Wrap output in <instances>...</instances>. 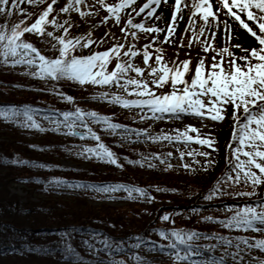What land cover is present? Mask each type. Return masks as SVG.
<instances>
[{
	"label": "trees",
	"instance_id": "1",
	"mask_svg": "<svg viewBox=\"0 0 264 264\" xmlns=\"http://www.w3.org/2000/svg\"><path fill=\"white\" fill-rule=\"evenodd\" d=\"M24 18L19 13L11 17L0 15V23L7 22L11 26ZM25 39L46 52L48 57L53 53L52 48L46 46L49 38L26 34ZM28 71L25 65L12 67L0 63V111L9 113L7 118L0 117V264H176L174 253L177 249L167 247L170 242H175L171 236L173 231L198 233V237L190 242L192 250L207 249L220 257L225 255L224 245L217 239L220 236L233 241L237 236L250 240L264 238L260 232L224 228L220 223L245 205L260 204L264 194L258 203L250 200L261 194L264 185L251 197L235 195L239 191H251L249 186L222 185L224 194L205 199L216 181L230 171L222 151L205 149L215 161L206 171L203 168L205 158L199 160L200 164L193 165L194 170L168 167L169 147L165 142L136 144L120 138L119 132L134 124V119L123 113L120 106L119 112H97L111 117L113 123L125 126L115 133L90 119L88 123L123 167L99 162L94 157H82L78 153L96 141L89 136L67 140L55 134L50 120L64 118V112H74L77 108L62 98L57 99L56 91L72 96L76 101L96 97L100 92L121 91L80 86L67 80H42L27 75ZM231 109L229 106L228 110ZM25 112L44 131L26 127ZM168 131L166 128L159 130L160 133ZM215 147H218L217 142ZM66 156L74 161V166L61 163ZM156 156L165 159L166 163H161ZM13 159L28 163H12ZM130 160L143 163H128ZM82 161L88 163L87 167H79ZM149 164L154 166L149 167ZM14 184L20 185L25 191L24 196L11 191ZM116 185L143 188L148 196L139 197L133 193L137 198L129 199L124 190L109 193L97 190ZM236 200L240 202L235 203ZM211 202L223 204L204 205ZM185 205L189 206L184 208ZM165 215L168 220L162 219ZM161 231L167 238L160 235ZM178 250L183 253L186 246L179 244ZM229 251L235 249L229 248ZM225 259L232 262L230 256ZM192 261L195 264L212 262L198 254L180 264H191Z\"/></svg>",
	"mask_w": 264,
	"mask_h": 264
},
{
	"label": "snow or ice",
	"instance_id": "2",
	"mask_svg": "<svg viewBox=\"0 0 264 264\" xmlns=\"http://www.w3.org/2000/svg\"><path fill=\"white\" fill-rule=\"evenodd\" d=\"M58 0H0V15L11 17L16 13L24 16L18 22L9 24L0 23V63L15 67L25 65L30 71L26 74L42 80L60 81L67 80L80 86L92 85L100 87H115L121 92H100L95 99L107 100L109 103L119 105L123 108H139L147 110L141 119H163L165 114L179 117L181 114L194 116L200 120L212 122H223L227 117V109L232 108L233 127L231 139L227 145L230 151L228 163L230 171L224 177L218 179L210 194L205 197L211 200L214 196L224 194L222 185H245L251 191H239L235 195L242 197L255 196L257 189L264 185V0H174L171 5L170 20L166 21V27L157 24H147L146 21H160L161 15L158 9L162 4H168L169 0H95L101 9L106 12L101 23L114 22L119 26L122 37L105 33L116 41L103 51H95L89 55H77L78 48L89 49L93 45L103 44L102 38L97 41L93 39L92 32L84 35L70 37L69 30L72 27L70 20L62 23L58 20L59 13H77L79 17H88L98 14L91 9L93 4L86 0H66L64 5L56 12L54 5ZM46 5L36 16L33 22L28 23L33 13L26 12L23 4ZM84 8L90 9L84 11ZM190 12L188 16V27L186 32L191 31L192 36L188 39L189 48L194 43H199L204 53L214 52L211 64H206V58L201 57L191 68L192 61L184 59L167 62L163 48L155 47L158 34L164 33L163 44H175L177 24L183 18V9ZM55 13V14H54ZM221 16L227 19H221ZM136 17H142L136 22ZM197 20L201 23L198 25ZM234 22V23H233ZM223 26L226 45L216 47L215 40L218 33L209 28ZM49 26L54 30H61V35H55V31L48 30ZM250 36L257 46L251 49L242 47L239 43H232L240 35ZM139 33L151 37V42L137 48L135 43H126L129 38L138 40ZM26 34H34L39 38H51L55 43L52 47L57 49V54L50 58L44 54L30 41L25 39ZM203 37V39H201ZM121 39L125 43L119 42ZM184 37L180 38V46L183 47ZM233 49H239L243 54L236 56ZM143 59L144 67L138 66L134 60L138 57ZM114 63V67L110 65ZM191 76L189 80L188 77ZM171 86L170 92L159 93L158 90ZM56 95L71 102L72 96L56 91ZM147 113L151 115L148 116ZM28 123L26 127L44 131L31 115L24 113ZM7 111H0V117L7 118ZM64 120L56 122L53 131H59L61 124L67 129L68 135H77L75 129L83 127L84 135L96 141L94 147H84L79 155L87 158H95L117 167H123L116 154L102 141L100 136L89 127L88 120L101 124L105 129L113 133L125 126L113 123L111 117L100 115L95 111H84L76 108L74 112H64ZM79 122V123H77ZM194 133L195 135H192ZM153 142L167 141L169 143H182L187 151H180L181 160L185 156L191 157L195 164H200L196 157H204L203 168L206 171L215 161L210 159L208 151L192 149V143L206 146L216 151V140L211 134H203L194 126H186L184 130H176L175 134L161 132L158 135L143 133ZM141 135L137 132V136ZM83 138V135L81 136ZM168 157L172 153H167ZM161 163L166 160L156 156ZM12 163H28V161H17ZM128 163L142 164L143 161H128ZM149 167L154 165L149 164ZM187 170L192 169L191 164L182 165ZM172 167V165H168ZM70 187H85L82 185H69ZM92 187V186H86ZM105 193L124 190L129 199H136L133 193L139 197H147L145 189L128 186H104L97 189ZM161 190V189H158ZM151 199V197H149ZM163 220H168L165 215ZM206 219L211 220V217ZM220 223L224 228L252 230L264 232V200L258 205H245L233 212L226 220ZM160 235L167 238L164 232ZM198 233L191 232L182 234L173 231L171 236L175 242H170L167 247L177 249L174 253L176 264L190 261L198 252L192 250L190 243L198 237ZM225 248V255L213 260L211 264H225V256H230L232 264H264V259L251 256L253 250L264 253V238L249 239L237 236L235 240L224 236L217 238ZM183 244L186 250L181 253L178 245ZM163 248V246H161ZM229 248L235 251H229ZM123 264V262H118ZM191 264H195L192 261Z\"/></svg>",
	"mask_w": 264,
	"mask_h": 264
},
{
	"label": "rangeland",
	"instance_id": "3",
	"mask_svg": "<svg viewBox=\"0 0 264 264\" xmlns=\"http://www.w3.org/2000/svg\"><path fill=\"white\" fill-rule=\"evenodd\" d=\"M47 2H50V0H47ZM65 2H66V0H58L57 4L54 5V8L56 9L57 13H59V9L64 5ZM86 2L88 4H93L94 8L91 10L95 13L96 10L98 9L99 10L98 14H94L92 16L83 17V18L79 17V15L77 13H74V12L73 13H59V15H58V20L61 23L66 19L70 20V22L72 24V27L69 30L70 37L84 35V34L88 33L89 31L92 32L93 38H102L106 32L114 34L116 37H122V34L120 33V30H119V26L115 25L114 22H109L107 24L101 23L103 17L106 15V12L103 9H101L98 4H95V0H86ZM108 2H113V0H108ZM25 5L23 8H25L26 12L33 13V16L31 18H29L28 23L33 22L34 19L36 18V16L39 14V12L42 11L43 7L46 6V5H39V6H34V5H26L25 6ZM28 6H30L31 9ZM83 10L89 11L90 9L84 8ZM167 14H168V10H167ZM189 15H190V12L188 13V16ZM187 18L183 19V21L181 22V24L177 30V34L175 36V44L160 43V41L163 40V36H164V33H161V34H158V40H157L156 44L154 45L152 51L154 52L155 47L163 48L165 59L167 60V62L169 64H171L173 61H176L178 63L179 61H182L184 59H190L192 61L191 68L194 70L195 64L198 62V60L201 57L206 58V64H211V62H212L211 58L213 55H215V53L214 52H209L207 54L204 53L202 51V48H201L199 43H194L191 48L188 47L187 41L192 36V33H191V31H188V32L185 31V29L188 27V19ZM141 19H142V17H136V22H139ZM221 19H227V18L221 16ZM146 23L149 24L148 21H146ZM200 23L201 22L199 20H197V24L199 25ZM162 25H163V28L166 27V20L165 19H164ZM48 29H52L51 26H49ZM51 31H55V30L52 29ZM59 31H61V30H59ZM212 31H216L218 33L217 39L215 40L216 47H218V48L224 47L226 45V42H225V34L223 31V26L221 25L219 28H216V27L209 28L208 34L210 35V33ZM61 34L62 33H60L59 35H61ZM59 35H57V36H59ZM138 36H139L138 40L133 41L131 38H129L126 43H135L137 48L142 49L143 45L151 42V37L148 35H145L143 33H139ZM181 37H184V40H183L184 46L183 47L180 46V43H181L180 38ZM201 39H203V37H201ZM52 41L53 40L51 38H49L46 46L52 48L53 53L51 55L55 56L56 55L55 52L57 51V49L52 47V44L55 43V41H53V42ZM104 41L105 42L103 44H100L95 49L104 47L112 41L116 42L111 38V35L109 37H106L104 39ZM119 42L125 43V41L123 39H121ZM232 43H239L242 45V47H246L249 49L257 46V44L253 41V39L250 38V36H248V35H247L246 39H235L232 41ZM233 51L235 52L236 56H240L243 54L239 49H233ZM41 52H42V54L46 55V52H43V51H41ZM84 52H86V49L78 48L76 50V54H82ZM51 55L49 57H52ZM134 63L137 64L138 66L144 67L142 56L136 58L134 60ZM29 71H30V69H29ZM188 79L190 80L191 76H189ZM170 91H171L170 85L166 86L163 89L158 90L159 93H165V92H170ZM55 97L57 99L61 98L58 95H55ZM69 103L72 106L76 105L78 108H81V107L88 108V109L93 110L95 112H98V111L101 112L104 110H107V111L111 110L114 112L121 111L119 109L120 108L119 105L109 103L107 100L95 99L94 97H91V96L88 99L81 100V101H76L73 99ZM122 110L125 111V112L123 111V113H128L129 118L134 119L135 128L134 129H128L127 131L123 132V135H121L120 138L126 137L127 139H129V141L131 139H134V140H136L135 141L136 144H140V142H145L146 144H150V143H153V141L151 139H148L147 136H145L143 134L145 130L147 131L148 135L155 136V135L160 134L159 130L161 128H166L167 130L170 131V133H168V134H171V132H176V130L182 131L185 129L186 126L190 125V126H194L198 129H200L201 133H203V134H211V136L215 138V140L218 144V147H216L217 150L222 151L223 156H224V154H226L229 151V149L227 148V145L231 139L233 120H232V115H231L232 111H229L228 109H227V117L223 122H212L210 120H203L202 121V120H200L194 116H186L183 114H181L179 117L169 116V115L165 114L163 119H148V118L141 119L140 114L143 113V116H145L147 110H144V111L140 110L139 111L140 114L138 112H135V111H132L131 113H129L131 110H128L127 112L125 109H122ZM133 112H135V113H133ZM147 115L150 116L151 114L147 113ZM52 120H50V122L52 123V127L55 128V123L56 122H62L64 119H52ZM77 123H79V122H77ZM89 127H90V125H89ZM75 131H80V132L85 133V129L83 127H79V126L75 129ZM54 132H55V134L63 137L64 139H67V140L77 139L78 137L82 136V135H79L78 133H77V135H68L67 129L63 127V124H61V128L59 131H54ZM137 132H140L141 135L137 136ZM192 135H195V134L192 133ZM86 136L87 135H83V137H86ZM165 143H167L169 145V147H170L169 152L172 153V156L169 157V159L167 161L171 165H173V167L175 169L176 168L177 169H185L182 166L185 163L191 164L193 167V165L195 163L193 162L191 157L185 156L183 160H181V158H180V151H187L188 150L185 148V146L182 143H177V142L169 143L167 141H165ZM95 145L96 144H88V147H94ZM190 147L192 149H196L198 151H204L206 148V146H201V145H198L195 143H192L190 145ZM196 159L204 160V157H196ZM99 162H102V161L99 160ZM61 163L65 166H74V164H75L74 161L70 157H67V156L63 157L61 159ZM87 164L88 163L86 161H82L79 164V167L85 168V167H87ZM11 191L18 193L21 196L25 195V191H23L21 189L19 184H14L13 187L11 188ZM192 203H194V202H192ZM198 253L201 256V258L206 260V261H213V260L220 258L219 255H217L215 253H211V251H208L207 249L198 250ZM250 255L251 256H264V253H261L259 250H253ZM231 263L232 262L229 259H225V264H231Z\"/></svg>",
	"mask_w": 264,
	"mask_h": 264
},
{
	"label": "bare ground",
	"instance_id": "4",
	"mask_svg": "<svg viewBox=\"0 0 264 264\" xmlns=\"http://www.w3.org/2000/svg\"><path fill=\"white\" fill-rule=\"evenodd\" d=\"M143 2H144V0H138V3H143ZM173 3H174V0H169L168 4H162L161 7L158 9V14L161 15L162 19L160 21H155V20L148 21L149 24L155 23V24H157V26L163 28L162 23H163L164 19L166 21H168L170 16H171V11H172L171 5ZM167 10H168V14H167ZM188 13H189V11L187 8L183 9V18L181 20H179V22L177 24V30H178L181 22L183 21V19L188 17ZM237 32H240V30L237 29ZM246 38H247V35H244L242 32H240V35H238L236 39H246Z\"/></svg>",
	"mask_w": 264,
	"mask_h": 264
}]
</instances>
